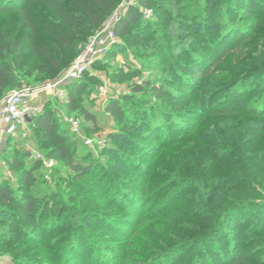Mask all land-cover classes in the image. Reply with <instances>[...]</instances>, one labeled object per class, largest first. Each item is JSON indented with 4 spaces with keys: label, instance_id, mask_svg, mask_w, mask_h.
<instances>
[{
    "label": "rangeland",
    "instance_id": "1",
    "mask_svg": "<svg viewBox=\"0 0 264 264\" xmlns=\"http://www.w3.org/2000/svg\"><path fill=\"white\" fill-rule=\"evenodd\" d=\"M142 1L117 0L97 29L82 34L85 39L75 49L63 51L55 46L56 57L65 61L58 71L31 51L17 11L0 13V62L6 63L16 77L0 100L22 86L57 82L90 37L113 29L129 11L135 10L138 18L130 26L132 35L115 34L108 54L82 79L85 87L74 109L67 103L64 87L44 91L33 100L55 119L56 129L72 146L73 166L91 167V171L85 170L80 177L66 161L45 156L43 153L50 150L47 143L37 147L32 142L33 149L28 150L14 139L13 148L7 144L1 150L0 181L5 180L4 185H9L15 195L24 168L9 165L15 149L20 154L24 148L31 157L38 151L51 161H41L33 171L29 190L41 207L50 201L59 207L41 216L42 229L37 217L16 223L23 230L16 240H12L7 221L2 220L0 264H147L153 255L157 260L151 264H220L219 256L227 264L225 254L229 250L240 258L237 264H264V206L260 216L250 211L255 209L238 206L212 242L205 245L204 234L190 232L195 229L191 223L196 210L186 206L193 188L201 183L200 176L179 181L184 176L179 167L188 155L214 133L231 130L222 117L209 115L212 106L235 105L241 97L259 98L264 84V76L258 74L264 68V29L257 28L260 34H254L234 54H227L225 63L214 67L196 89L186 88L185 68L197 62L201 48L207 50L219 37L220 28L223 31L229 12L224 0H151L150 7ZM64 4L70 6L68 1ZM236 6L244 11L242 5ZM30 7L41 27L57 19L39 1ZM229 15L247 29L250 22L264 21V14L253 18ZM37 41L54 42L43 33L37 35ZM239 64L243 69L238 67V73H232ZM239 73L248 75L224 87L228 77ZM152 85L162 88L164 96L156 97ZM134 86L140 90L135 91ZM111 101L121 107V120L107 110ZM82 110L90 112L94 121L86 120ZM69 118L78 121V130L73 129ZM29 129L34 132V127ZM19 159L24 164L31 162L23 154ZM202 209L200 215L208 217V210ZM0 219L7 216L0 213ZM1 251L6 252L3 255Z\"/></svg>",
    "mask_w": 264,
    "mask_h": 264
},
{
    "label": "trees",
    "instance_id": "2",
    "mask_svg": "<svg viewBox=\"0 0 264 264\" xmlns=\"http://www.w3.org/2000/svg\"><path fill=\"white\" fill-rule=\"evenodd\" d=\"M34 1L41 2L47 10L53 11L57 19L48 21L46 26L41 27L38 21L33 19L32 13H30V6ZM66 1H68L70 6H65L64 3ZM149 1L151 0H143L142 3L149 7L153 6ZM263 1L237 0L234 2V0H224L229 12L223 22V31L220 28L219 37L213 43L208 44L207 50L202 51L203 49L201 48L199 51L201 53L197 54L200 57L197 62L185 68L187 69L184 71L187 74L184 76L186 88L194 87L196 89L205 77H210V72L214 67L225 63L227 54H234L247 44L254 34H260L256 33V29L260 28V26L264 29V21L261 18L255 20L254 24L250 22V28L247 29L243 26L244 23L237 22L235 17L233 18L229 14L231 13L237 17L243 15V18H253L255 14H264V3H261ZM116 5L117 0H0V13H7L12 10L17 11L21 22L25 25L31 51L34 52V55L41 56L53 71H58L65 64V61L58 56L56 57V49L60 48L63 51L68 48L75 49L77 43H81L85 39L82 34L97 29ZM236 5H242L244 11L241 13ZM137 22L136 11H129L114 26L113 31L117 36L129 37L132 35L130 26ZM39 33L49 36L54 41V44L37 41ZM156 47H160V45ZM108 52L105 53V56ZM100 60H97L92 67H95ZM238 67L243 69V66L241 67L239 64L236 68H232L231 72L238 73ZM88 72H85L79 79L62 85L68 93L67 103L71 109L76 107V102L85 87V85H82V79ZM259 72H262L258 73L259 76H264V68H261ZM242 74L239 73V75L228 77L224 87L233 86L242 76L248 75L246 73L245 75ZM15 79V75L9 72L6 63L0 62V96L9 84L15 82ZM18 85L22 86V83ZM134 90L139 91L140 89L134 86ZM151 90L158 98L164 96L163 89L160 87L152 85ZM259 92L260 99L257 97L249 100L241 97L236 101L237 105L212 106L209 115L222 117L224 123L226 122L230 125L231 130L226 132L220 130L221 132L214 133L212 137L204 141L199 150H196L194 154L192 152L193 155H188L186 162L181 163L179 167L180 173L184 175L179 181H190V178L200 176L201 183H198L197 187L193 188L192 198L190 197L186 206L196 210L195 223L193 221L191 223L195 229L191 228V231L189 229L188 231L201 236L204 234L203 237L207 240L205 245L212 242L217 236V231L227 224L226 222L238 206L246 207L245 210L255 209L250 211L257 216H260L261 208L263 209L264 84H262ZM184 102L185 100L181 104H184ZM107 110L112 112L117 119L121 120L123 118L121 107L116 101H111L107 106ZM82 114L86 120L94 121V116L90 112L82 110ZM54 120L45 108H42L40 113L33 115L29 128L34 127V132L31 133L30 139L37 147H41L42 143H47L50 150L48 153L43 154L47 157L56 156L58 159L66 161L74 171L80 172L79 176L81 177L85 174V170L91 171V167L73 166L72 146L67 144L64 136L56 129ZM39 129H42L43 133H40ZM153 132L156 133V129ZM154 133H152V136ZM251 142L254 143L250 147ZM7 144L13 148L16 142L14 138L10 137L5 145ZM20 154L29 158L31 162L24 164L19 159ZM20 154L15 149L9 160V165L12 169L24 166L21 171V187H19L18 195L14 194L9 185H4L5 180L0 181V213L7 216V219H0V222H3L2 220L7 221L8 229L13 232L12 240L18 239L20 232L23 231L16 223H19V221L30 222V220L37 217L39 219L37 225L41 228V216L49 209H57L59 207L56 203L54 205L51 204V201L50 203H44L42 207L39 205L37 197L31 194L29 187L33 181L31 175L33 171L39 168L41 162L33 159L31 154L25 151L24 148H22ZM201 157H203V160L200 162L198 160ZM92 173L95 175L93 169ZM207 183L210 186H205ZM55 196L53 195L50 198L54 199ZM202 208L208 210V217L200 215L204 212ZM16 218L17 222L15 221ZM229 251L225 254L228 256L227 264L241 262L240 258L236 256L237 254L232 255V252ZM4 252L6 251H1V254L4 255ZM11 254L14 258V253ZM155 256L148 258V263L147 261L146 263L151 264L157 260ZM218 260L220 264H226L225 258L219 256Z\"/></svg>",
    "mask_w": 264,
    "mask_h": 264
},
{
    "label": "built area",
    "instance_id": "3",
    "mask_svg": "<svg viewBox=\"0 0 264 264\" xmlns=\"http://www.w3.org/2000/svg\"><path fill=\"white\" fill-rule=\"evenodd\" d=\"M115 39L113 29L106 28L89 38L83 51L74 59L65 75L57 82L38 87L22 86L8 93L0 100V153L5 147L8 138L16 139L17 133H22L23 147L32 150L29 124L31 117L41 112L42 105L33 103V100L41 93L53 88L62 87L63 84L79 79L89 71L94 63L101 59ZM102 89V88H101ZM74 130L79 129V123L74 118H69ZM86 143H90L89 140ZM33 159L47 164L41 152L33 151ZM0 154V164H1ZM52 164L51 161L48 162Z\"/></svg>",
    "mask_w": 264,
    "mask_h": 264
},
{
    "label": "crops",
    "instance_id": "4",
    "mask_svg": "<svg viewBox=\"0 0 264 264\" xmlns=\"http://www.w3.org/2000/svg\"><path fill=\"white\" fill-rule=\"evenodd\" d=\"M36 102H37V100H36ZM16 139H17V142L20 144V143H23V138H22V133L21 132H18L17 133V137H16ZM15 139V140H16Z\"/></svg>",
    "mask_w": 264,
    "mask_h": 264
}]
</instances>
